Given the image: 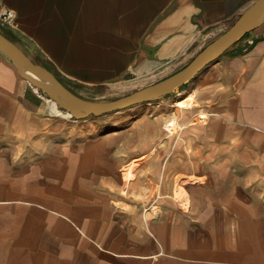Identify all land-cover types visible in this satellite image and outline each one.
I'll use <instances>...</instances> for the list:
<instances>
[{
	"label": "crops",
	"instance_id": "crops-1",
	"mask_svg": "<svg viewBox=\"0 0 264 264\" xmlns=\"http://www.w3.org/2000/svg\"><path fill=\"white\" fill-rule=\"evenodd\" d=\"M256 1L2 0L16 19L0 31L89 99L179 72ZM178 90L169 105L194 94L179 108L205 121L162 144V123L177 132L178 119L164 117L168 96L150 102L154 115L135 120L145 143L130 150L113 143L108 114L73 118L0 49V264H224L232 253L201 234L232 228L242 201L255 217L264 25Z\"/></svg>",
	"mask_w": 264,
	"mask_h": 264
},
{
	"label": "water",
	"instance_id": "water-1",
	"mask_svg": "<svg viewBox=\"0 0 264 264\" xmlns=\"http://www.w3.org/2000/svg\"><path fill=\"white\" fill-rule=\"evenodd\" d=\"M264 25V0L256 1L224 34L211 42L185 68L159 82L111 101H95L79 96L50 69L33 58L0 31V49L17 65L20 75L45 93L64 111L77 119L103 116L150 103L172 95L193 81L204 69L249 33Z\"/></svg>",
	"mask_w": 264,
	"mask_h": 264
},
{
	"label": "rangeland",
	"instance_id": "rangeland-1",
	"mask_svg": "<svg viewBox=\"0 0 264 264\" xmlns=\"http://www.w3.org/2000/svg\"><path fill=\"white\" fill-rule=\"evenodd\" d=\"M160 80L157 78L149 79L146 81H142L141 83H133V86L130 89H125L119 93V95L114 96H95L89 98L90 100L95 101H111L114 99H118L122 97V95L131 94L140 88L154 84L159 82ZM180 90H177L172 95L168 96L167 99L168 104L164 107V111H168L167 115H164L165 118L168 115L176 116L178 119L177 124V132H172L167 127V120L162 123L160 127V138L159 142L162 144H166L169 140V143L179 144L183 141L182 132L183 128H193L198 124H201L205 121L201 116L195 117L192 115V112H188L189 109H181L179 107L170 106L169 101L172 99H178ZM154 103V102H152ZM152 103H145L143 105H136L126 110L117 111L114 113H110L107 116H102L105 121L111 123L115 126L116 129L121 128V130L112 131L111 135L115 136L113 143L114 144H126L127 148L130 150H135L140 147L142 144L144 145V138L140 137L139 132L135 127V120L141 114L152 117L154 113L152 112ZM143 106L146 109H143ZM130 113L131 116L126 115ZM195 113V112H193ZM70 115V113L67 112ZM145 130L151 129L149 123H146L144 126ZM149 134V133H148ZM133 168L127 170L126 180L129 181L132 178ZM255 201H254V211L255 217L254 219L251 217L242 216L241 214L247 212L246 202L242 201L243 206L239 208V216L237 218L234 217H226L229 218L228 225H231L232 228H209L208 232L201 234V229L199 228V233L203 235H207L209 238L217 240V244H220L224 250V252L232 253L225 254L224 253V264L228 258L235 259L239 264H264V195L262 194V190L264 188V169H256L255 170ZM129 182L127 184V192L129 191ZM245 187V186H244ZM217 187L214 185H208L209 190H215ZM185 190L180 187L178 192H184ZM245 196V194H242ZM143 205H148L151 202L142 201L140 202ZM210 222V221H209ZM208 222V223H209ZM225 220L223 225H226ZM210 224L218 225V221H211ZM227 225V226H228ZM203 230V229H202ZM231 247V248H230ZM228 250V251H227ZM232 250V251H231ZM228 257V258H226Z\"/></svg>",
	"mask_w": 264,
	"mask_h": 264
},
{
	"label": "built area",
	"instance_id": "built-area-1",
	"mask_svg": "<svg viewBox=\"0 0 264 264\" xmlns=\"http://www.w3.org/2000/svg\"><path fill=\"white\" fill-rule=\"evenodd\" d=\"M0 19L9 24H13L16 19L15 11L6 7L2 0H0Z\"/></svg>",
	"mask_w": 264,
	"mask_h": 264
},
{
	"label": "bare ground",
	"instance_id": "bare-ground-1",
	"mask_svg": "<svg viewBox=\"0 0 264 264\" xmlns=\"http://www.w3.org/2000/svg\"><path fill=\"white\" fill-rule=\"evenodd\" d=\"M197 104L196 96L193 94L187 99H182L177 102V105L181 108H192ZM167 127L171 129L176 128V121H170L167 123Z\"/></svg>",
	"mask_w": 264,
	"mask_h": 264
}]
</instances>
